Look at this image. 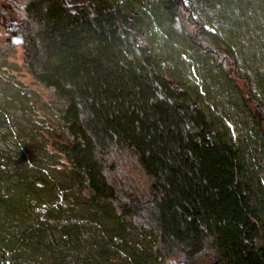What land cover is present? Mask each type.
Masks as SVG:
<instances>
[{"label": "trees", "instance_id": "trees-1", "mask_svg": "<svg viewBox=\"0 0 264 264\" xmlns=\"http://www.w3.org/2000/svg\"><path fill=\"white\" fill-rule=\"evenodd\" d=\"M0 12V264H264V0Z\"/></svg>", "mask_w": 264, "mask_h": 264}, {"label": "rangeland", "instance_id": "rangeland-1", "mask_svg": "<svg viewBox=\"0 0 264 264\" xmlns=\"http://www.w3.org/2000/svg\"><path fill=\"white\" fill-rule=\"evenodd\" d=\"M8 18H9L8 16H3L2 13L0 12V42L3 44L7 43L8 37L13 36L12 33L6 32L7 30L5 28V25L3 24L4 21H8ZM10 60L15 62L20 67V70L15 72L16 77L18 79L25 82L30 87L37 89L43 95L44 98H49L50 95L49 91L44 86L35 83L32 77L30 76V74H28V72L23 67V64L26 60V56H25V50L21 44H15L12 46ZM176 85L179 86L178 83ZM133 168L134 167L132 166V164L129 163L128 169L132 170ZM198 264H212V261H202L201 263Z\"/></svg>", "mask_w": 264, "mask_h": 264}]
</instances>
